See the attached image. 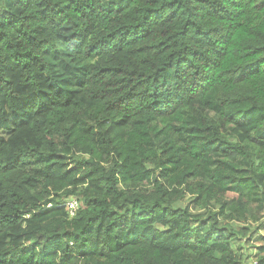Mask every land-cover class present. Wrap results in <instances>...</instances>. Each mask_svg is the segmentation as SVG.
Segmentation results:
<instances>
[{
    "label": "trees",
    "instance_id": "1",
    "mask_svg": "<svg viewBox=\"0 0 264 264\" xmlns=\"http://www.w3.org/2000/svg\"><path fill=\"white\" fill-rule=\"evenodd\" d=\"M254 257L264 0H0V264Z\"/></svg>",
    "mask_w": 264,
    "mask_h": 264
},
{
    "label": "built area",
    "instance_id": "2",
    "mask_svg": "<svg viewBox=\"0 0 264 264\" xmlns=\"http://www.w3.org/2000/svg\"><path fill=\"white\" fill-rule=\"evenodd\" d=\"M65 205L69 210L70 217H73L80 208V204H79L77 199L67 201ZM250 261H251V264H259L257 258H255V257L252 258ZM249 264H250V262H249Z\"/></svg>",
    "mask_w": 264,
    "mask_h": 264
},
{
    "label": "rangeland",
    "instance_id": "3",
    "mask_svg": "<svg viewBox=\"0 0 264 264\" xmlns=\"http://www.w3.org/2000/svg\"><path fill=\"white\" fill-rule=\"evenodd\" d=\"M70 200H73V198L72 199H69L68 201H70ZM245 250H246V248H245ZM245 254H247V251H245ZM250 262V264H251V261H249ZM249 264V263H248Z\"/></svg>",
    "mask_w": 264,
    "mask_h": 264
}]
</instances>
